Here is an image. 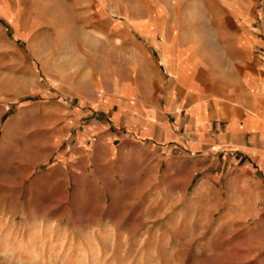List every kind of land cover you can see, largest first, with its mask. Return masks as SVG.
<instances>
[{
  "label": "crops",
  "instance_id": "crops-1",
  "mask_svg": "<svg viewBox=\"0 0 264 264\" xmlns=\"http://www.w3.org/2000/svg\"><path fill=\"white\" fill-rule=\"evenodd\" d=\"M111 1L84 8L101 24L91 16L89 27H70L99 36L62 43L58 24L63 52L53 63L43 55L41 76L29 62V100L0 103L11 166L30 176L47 165L41 180L50 183L89 174L98 184L119 160L122 174L130 167L193 185L190 202L213 198L221 222L244 226L264 248V21L230 13L222 27L199 15L190 22L174 0H146L138 11ZM22 247L13 252L29 253Z\"/></svg>",
  "mask_w": 264,
  "mask_h": 264
},
{
  "label": "rangeland",
  "instance_id": "rangeland-1",
  "mask_svg": "<svg viewBox=\"0 0 264 264\" xmlns=\"http://www.w3.org/2000/svg\"><path fill=\"white\" fill-rule=\"evenodd\" d=\"M72 1L0 0V103L29 100V62L41 76L43 55L53 63L58 49L63 52L58 24L64 26L62 43L99 36L81 26L70 28L89 27L91 16L101 24L95 11L87 16L89 0L77 9ZM174 1L188 8L190 22L199 15L225 27L233 21L230 13L264 21V0ZM111 2L136 11L146 4ZM7 144L0 132V264H264V248L255 245L261 239L244 226L221 222L224 207L214 208L213 198L190 202L193 185L182 190L169 179L157 183L153 174L130 167L122 174L119 160L112 171L98 175V184L89 174L70 175V185L50 183L41 180L47 165L30 176L21 164L11 166L16 151ZM179 190L185 197H176ZM19 241L29 253L13 252Z\"/></svg>",
  "mask_w": 264,
  "mask_h": 264
}]
</instances>
